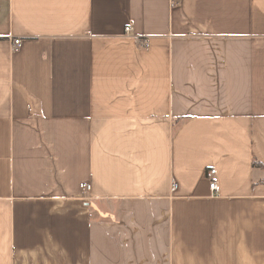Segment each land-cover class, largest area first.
<instances>
[{"label": "crops", "instance_id": "obj_1", "mask_svg": "<svg viewBox=\"0 0 264 264\" xmlns=\"http://www.w3.org/2000/svg\"><path fill=\"white\" fill-rule=\"evenodd\" d=\"M172 1L0 0V264H264V0Z\"/></svg>", "mask_w": 264, "mask_h": 264}, {"label": "built area", "instance_id": "obj_2", "mask_svg": "<svg viewBox=\"0 0 264 264\" xmlns=\"http://www.w3.org/2000/svg\"><path fill=\"white\" fill-rule=\"evenodd\" d=\"M176 3L177 2L175 0H173L171 4H172V6H175ZM131 31H132V28L130 26H127V27L124 28V33L125 34H129ZM21 44H22L21 39H18V38L13 39L12 40V49H13V51H18V49H20V47H21ZM80 188L84 192H89L90 191V185L89 184H83V185L80 186ZM209 188H210L211 192H217V190H218L217 184L214 181L209 184Z\"/></svg>", "mask_w": 264, "mask_h": 264}, {"label": "trees", "instance_id": "obj_3", "mask_svg": "<svg viewBox=\"0 0 264 264\" xmlns=\"http://www.w3.org/2000/svg\"><path fill=\"white\" fill-rule=\"evenodd\" d=\"M252 167H254V168H261V169L264 170V168L262 167V165L258 161H256V160H253L252 161ZM262 183L264 184V179H263Z\"/></svg>", "mask_w": 264, "mask_h": 264}]
</instances>
